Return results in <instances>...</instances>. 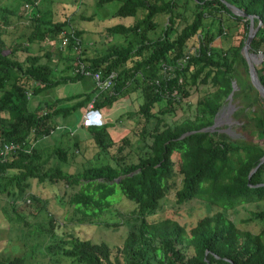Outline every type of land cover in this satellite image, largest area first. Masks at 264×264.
<instances>
[{
  "label": "trees",
  "instance_id": "16d2710c",
  "mask_svg": "<svg viewBox=\"0 0 264 264\" xmlns=\"http://www.w3.org/2000/svg\"><path fill=\"white\" fill-rule=\"evenodd\" d=\"M14 1L18 5H1L0 15V141L14 144L7 156L0 157V194L6 196L0 208L9 226L26 225L30 233L38 234L49 231L46 251L82 264H264V161L248 178L264 153V106L248 76L238 68L240 64L248 68L241 47L249 19L235 14L223 0H117L111 15H140L130 23L108 25L106 30L111 35L123 34L124 41L88 56L80 48V29L69 18L55 20L51 0L44 6L40 0ZM110 1L97 0L96 5L103 7ZM227 1L254 14L255 24L261 20L250 49L264 53V0ZM21 5L30 7V14L25 15L26 31L19 34L25 38L12 42L6 52L1 34L9 26L8 13ZM235 27L237 39L234 36L227 46L213 44L217 37L233 34ZM63 29L69 37L66 55L55 41ZM35 42L43 52L33 51ZM74 46L80 48L76 57L70 52ZM19 50L27 51L22 59ZM54 50L55 60L51 57ZM260 63L257 72L264 84V58ZM83 70H100L102 76L115 71L116 76L110 89L98 90L94 82L85 93L53 100L40 96L61 82L84 77ZM233 80L240 87L233 97L243 103L233 115L243 119L244 138H233L218 127L201 129L213 123ZM201 85L210 88L199 94L194 115L169 123L166 115L184 107ZM138 88L142 101L137 108L122 109L116 119L137 117L133 132L136 147L142 150L137 160H126L132 150L121 154L134 140L128 134L115 139L112 130L116 126L112 129L108 121L99 126H83L80 121L74 140L71 129L58 126L60 116L86 105L94 96L95 105L101 108ZM102 92L101 98L98 94ZM77 97L72 104L60 103ZM49 136L51 141L43 146L35 144ZM65 136L72 141L64 142ZM87 139L107 161L94 164L84 158L80 146ZM80 154V165L74 164ZM72 164L73 171L69 170ZM118 175L123 176L116 181ZM176 175L181 176L179 185ZM46 181L63 183L60 203L78 213L69 218L71 224L99 222L115 227L119 219L101 221L98 215L117 213L113 202L122 197L129 200L133 207L125 214L131 227L123 241L110 244L72 233L64 236L59 228L70 222L61 218H50L48 227L40 221L31 223L27 214L44 206L33 183L40 186ZM171 188L176 204L199 199L220 209L203 215L188 230L169 216L149 219L162 208ZM28 198L36 208L25 214ZM252 201L263 202L245 219L263 223L256 232L240 229L225 213ZM25 259L21 254L0 255V264H25Z\"/></svg>",
  "mask_w": 264,
  "mask_h": 264
},
{
  "label": "rangeland",
  "instance_id": "374dc122",
  "mask_svg": "<svg viewBox=\"0 0 264 264\" xmlns=\"http://www.w3.org/2000/svg\"><path fill=\"white\" fill-rule=\"evenodd\" d=\"M52 1V8H53V17L55 20H63L69 18V20L74 24L75 27L80 29V48H85V55H96L103 50L107 45L112 43H118L124 41L125 37L123 34H114L111 35L109 31L106 30V27L111 24L115 23H130L132 22L137 16L140 15L141 12H138L136 16H119V15H111V11L117 7L119 2L117 0H112L106 3L103 7H97L96 3L97 0H51ZM14 5H18L17 2L14 0H0V15H1V5L8 6L9 3ZM46 4V0H40V6H44ZM9 7V6H8ZM3 11V9H2ZM95 11V12H94ZM142 11V10H141ZM30 7L28 6H20L18 10L15 12L8 13V24L9 26L2 32L1 36L4 41V47L6 52L9 51L10 44L12 42L24 39L25 36H19L20 32L25 33L27 19L25 15H29ZM95 13V14H94ZM94 14V15H92ZM89 16H93L89 19ZM88 18V19H86ZM71 24V25H72ZM236 34V27L233 30V34L226 36L217 37L213 44L219 46L223 44L227 46L230 41L233 40ZM236 37V36H235ZM237 39V37H236ZM34 52H43L42 49H39L38 42L32 44ZM76 48V46H74ZM70 50L71 56H75L80 51V48H76ZM63 54H68L69 47L62 46ZM83 50V49H82ZM69 52V53H70ZM27 51L19 50L17 55L20 59L24 58ZM51 57L55 60L56 53L55 50L52 53ZM50 62H53L50 61ZM261 63L256 65L259 66ZM92 81L90 75H85L83 77V82L90 83ZM66 88H62L60 92L70 93L71 91H77L72 83L66 84ZM82 86V83H81ZM210 85H201L200 89L194 92L189 102L183 103L184 107L180 106L176 109L174 114L166 115V120L169 123L177 122L187 116H193L195 113L196 108V100L200 93L204 89H209ZM110 89V88H109ZM48 91V90H47ZM47 91L42 93L45 95L44 97L47 98ZM57 96V94H56ZM132 98L133 100L131 101ZM142 101V94L140 93L139 88L133 91H130V94L118 97L111 105L102 106L101 110L104 114L105 121L111 123L112 126H116L114 129L112 127V135L115 139H119L124 134H128L134 143L132 145H125L121 154L132 150L129 156H127L126 160H137V154L141 153L142 150H139L137 146V142L135 141V134L133 129L137 125V117L132 116L130 118L123 116L120 122H117L116 119L122 109H134L137 108L138 103ZM233 101V100H232ZM234 102V101H233ZM235 104V103H234ZM264 106V101L262 102ZM68 119L71 123L78 125L81 121V111L79 108L72 111L68 116ZM114 122V123H113ZM243 122V119L236 116H231L227 118L225 115H218L217 125L215 127L223 128L229 127L234 135L233 138H244L246 134L242 130H240V125ZM74 127V126H73ZM79 132H76L77 135ZM76 135H70L72 140H74ZM247 137V136H246ZM71 138L68 136L64 137V142L68 140L72 141ZM51 137H45L41 139L35 140V144L37 146H43L45 142H49ZM80 149L84 152V158L88 159L91 163H100L107 161V157L102 153H97L95 151L94 143L90 140H83L81 141ZM120 154V153H119ZM83 156L75 157V162H78L80 165ZM73 164L69 167V170L73 171ZM180 175H176V182L177 185L180 184ZM33 190L39 194L40 201H43L44 206L43 209H38L37 213L35 214H27L30 209L35 210V202L28 198L26 200L27 204L23 207L25 209L24 213L27 214L28 218L31 220V223L35 224L36 222H42L47 227L49 226V219L57 220V218L65 219L69 221L70 217H75L78 213H74L71 206L68 204L62 205L60 203V195L63 193V183H51L46 181L42 183L40 186H35L33 183ZM5 197L3 194H0V203L3 205L5 204ZM263 206V202L260 201L259 204L257 202H244L236 205L233 208H229L225 210V213L228 217L233 219L237 226L240 229H248L252 232L258 231L261 226L262 222L254 219L245 221L247 217L251 215V211L255 209H259ZM26 207V208H25ZM113 209H117V213L103 211L101 212L98 217L101 221L104 219H108L111 221H115L119 219V222L115 227L106 226L104 224H100L99 222L96 224L91 222H84L80 224H71L66 223L63 225V229L61 233L64 236H68V233H72L74 235H78L82 238H90L94 241H98L101 239L107 240L110 244H120L127 231L131 227V220L126 219L127 215L125 213H129L132 206V203L127 200L125 197H122L120 200H116L113 202L112 205ZM220 209L219 206L210 204L208 202L201 201L199 199H192L184 204H176L175 203V194L174 188H171L167 193V196L162 201V208L157 211L155 214H151L149 219H157L161 217L169 216L178 220L180 223L184 224L187 230L195 224V222L205 214H209L215 212L216 210ZM0 208V255L3 256H12L14 254H21L25 256V264H82L77 261H72L69 257H64L58 253H49L46 251V242L50 239L49 231L38 233H30L27 230L26 225H22L23 227L16 225L13 227L9 226V222L7 221L6 217L4 216V212L1 211ZM120 213H123L122 216ZM7 221V222H6ZM58 221V220H57ZM123 221V222H122ZM33 226V225H32ZM44 226V227H46ZM50 242V241H49ZM34 246V247H33ZM33 247L35 249L34 255L32 256V250L30 248ZM48 250V249H47ZM23 252H25L23 254ZM31 255V256H30Z\"/></svg>",
  "mask_w": 264,
  "mask_h": 264
},
{
  "label": "water",
  "instance_id": "95a60500",
  "mask_svg": "<svg viewBox=\"0 0 264 264\" xmlns=\"http://www.w3.org/2000/svg\"><path fill=\"white\" fill-rule=\"evenodd\" d=\"M227 6H229L231 8V10L238 15L247 17L249 19V28H248V32L245 38V41L241 47V53L243 54L246 62H247V66H248V73H249V79L250 82L252 83V85L255 87V89L258 92V96L261 97V99H264V84L261 82V80L259 79L258 76V72H257V67L256 65L260 62H262L263 60V52L261 51H254L252 49H250V42L253 38V36L255 35L256 31L258 30L260 24H261V20L258 21L257 24L254 23V14L252 13H247L246 11H244L243 9H241L240 7L236 6L235 4L227 1V0H223ZM236 82L233 81L232 82V89L229 92V94L227 95V98H232V94L235 90V86ZM217 125V122L214 120L213 123L209 126H205L203 128H201L202 130H206L208 128L214 129L215 126ZM219 130L225 131L228 134H230L231 136L234 135L233 131L229 128V127H225V128H219ZM194 131V130H192ZM264 161V153L263 155L260 157L259 162L249 171L248 173V178H250L251 174L255 171V169L259 166V164ZM132 172H130L131 174ZM123 175H118L115 180L118 181Z\"/></svg>",
  "mask_w": 264,
  "mask_h": 264
},
{
  "label": "built area",
  "instance_id": "2783aa9c",
  "mask_svg": "<svg viewBox=\"0 0 264 264\" xmlns=\"http://www.w3.org/2000/svg\"><path fill=\"white\" fill-rule=\"evenodd\" d=\"M66 33H67L66 30L63 29L60 32V36L57 37V39H55L59 47L68 45L69 37ZM262 57L264 58V53ZM81 67H83V65H81ZM163 70L165 71V74H168L166 65H164ZM83 71L86 74L91 75V77L93 78L95 82V85L98 87V90H106V89L111 88L114 82V78L116 76L115 71H111L106 76H102V73L100 70H96V71L83 70ZM104 121L105 119H104L103 111L101 110L100 107H97L95 105V96H94L87 102L82 112L81 124L83 126H99V125H102ZM13 148H14L13 143L0 141V157L7 156Z\"/></svg>",
  "mask_w": 264,
  "mask_h": 264
},
{
  "label": "crops",
  "instance_id": "0c3cea01",
  "mask_svg": "<svg viewBox=\"0 0 264 264\" xmlns=\"http://www.w3.org/2000/svg\"><path fill=\"white\" fill-rule=\"evenodd\" d=\"M91 79H92V81H90V83L89 82L88 83L86 82V84L83 82V77L78 78V79L73 80V81L72 80H68V81H65V82H61L60 84H58L56 86H53V87L47 89L48 91L45 90L44 92L47 91V95H48L47 99H49V100H53L57 96L72 95V94L79 93V92H84L85 93V92H88L89 90H91L93 88V86H94V84H93L94 83V80H93L92 77H91ZM69 83H72L73 85H75L74 87L77 88V91H71L70 93H68L67 91H66V93L60 92V90L62 88H66L67 87L66 84H69ZM81 83H82V86H81ZM103 92L100 93V94H98V96H101V98H102L104 96V94H105ZM42 93L40 95H42ZM56 94H57V96H56ZM45 95L43 94V96H41V97H44ZM78 99H79L78 97L77 98L70 99V100L65 99L64 101H62L60 103H62V104L65 103L66 105L67 104H72V103L76 102ZM85 106H86L85 104L79 106V109L81 111V116H82V112H83ZM68 115H66V116H60L58 118L59 119V123H58L59 125L58 126L67 127L69 129H71L70 135H76L75 134L76 132H80L79 131V127H78V125L75 124V122L74 123H71L70 122V120L67 117ZM76 136H78V134Z\"/></svg>",
  "mask_w": 264,
  "mask_h": 264
},
{
  "label": "flooded vegetation",
  "instance_id": "af4514ba",
  "mask_svg": "<svg viewBox=\"0 0 264 264\" xmlns=\"http://www.w3.org/2000/svg\"><path fill=\"white\" fill-rule=\"evenodd\" d=\"M238 68L240 69V71L242 72V75L244 76V77H246L247 78V76H248V79H249V73H248V68L245 70V67L242 65V64H240L239 66H238ZM247 71V72H246ZM250 80V79H249ZM233 81H235V80H233ZM236 87H235V90H238L240 87H239V85H235ZM234 90V91H235ZM234 93V92H233ZM234 102H233V101ZM264 101V99H259V103H261L262 104V102ZM235 103V104H234ZM243 105V103L241 102V98L240 97H233V94H232V98H227L224 102H223V104L220 106V108L218 109V111L216 112V114H215V116H214V120L217 122L218 121V115H225L227 118H230L231 116H234L233 114H234V112L236 111V109H238L239 107H241ZM263 105V104H262ZM213 120V121H214ZM223 128H225V127H223Z\"/></svg>",
  "mask_w": 264,
  "mask_h": 264
},
{
  "label": "clouds",
  "instance_id": "9594fccd",
  "mask_svg": "<svg viewBox=\"0 0 264 264\" xmlns=\"http://www.w3.org/2000/svg\"><path fill=\"white\" fill-rule=\"evenodd\" d=\"M16 255H18V254H16Z\"/></svg>",
  "mask_w": 264,
  "mask_h": 264
}]
</instances>
